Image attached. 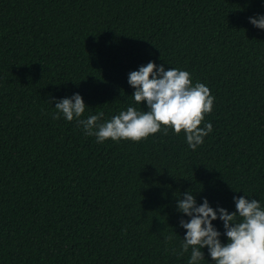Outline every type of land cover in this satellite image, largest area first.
<instances>
[{"label": "trees", "instance_id": "obj_1", "mask_svg": "<svg viewBox=\"0 0 264 264\" xmlns=\"http://www.w3.org/2000/svg\"><path fill=\"white\" fill-rule=\"evenodd\" d=\"M257 14L264 0H0V264H188L185 192L230 213L234 196L264 206ZM149 61L188 71L215 97L196 150L171 128L97 143L75 119L52 118L48 100L76 93L81 119L147 111L128 74Z\"/></svg>", "mask_w": 264, "mask_h": 264}, {"label": "clouds", "instance_id": "obj_2", "mask_svg": "<svg viewBox=\"0 0 264 264\" xmlns=\"http://www.w3.org/2000/svg\"><path fill=\"white\" fill-rule=\"evenodd\" d=\"M249 22L264 30V15L250 17ZM128 83L135 90L134 101L141 105L146 102L147 111L129 106L107 121L101 122L102 111L81 119L86 105L82 96L76 93L60 100L55 97L48 100L51 104L55 101L56 111L52 118L59 120L63 116L69 122L75 119L85 135L94 136L97 143L109 139L140 142L163 127L164 135L168 134L169 128L177 135L183 131L188 147L196 150L212 132L211 123H205L203 127L201 124L205 115L212 112L215 97L205 84H193L188 71L165 70L163 65L149 61L128 74ZM233 200L236 210L230 213L223 207L212 208L207 198L198 205L191 191L178 199V211L190 218L179 221L186 234L178 255L183 256L190 250L188 264H200L205 260L204 248H207L212 264H264V206L257 199L245 196H234ZM217 219L223 222L227 243H222V233L213 224Z\"/></svg>", "mask_w": 264, "mask_h": 264}]
</instances>
